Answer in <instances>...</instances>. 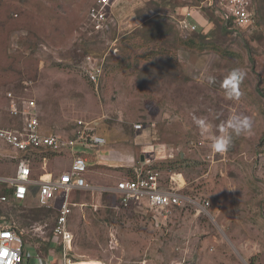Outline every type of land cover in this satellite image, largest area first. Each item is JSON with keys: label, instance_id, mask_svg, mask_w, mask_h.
Instances as JSON below:
<instances>
[{"label": "rangeland", "instance_id": "1", "mask_svg": "<svg viewBox=\"0 0 264 264\" xmlns=\"http://www.w3.org/2000/svg\"><path fill=\"white\" fill-rule=\"evenodd\" d=\"M95 1L0 0V127L19 123L6 98L15 91L36 101L44 132L70 133L81 119L106 138L84 153L91 188L70 196L77 203L69 218L70 261L264 264V0L254 1L253 25L228 33L207 9H197L201 0H112L107 24L95 30L87 20ZM187 10L194 11L195 32H209L208 46L182 43L194 33L178 34ZM161 23L171 32L161 36ZM88 54L102 62L96 83L80 70ZM236 68L244 72L239 82L228 78ZM233 112L249 116L252 129L215 152L193 116L218 134ZM11 155L0 141V175L13 174ZM66 159L49 158L47 165L63 168ZM40 166L34 158L35 174ZM147 167L160 172L164 188L180 173L178 190L191 201L167 213L144 202L119 206L106 188ZM58 198L51 209L35 192L0 204V214L43 260L60 257L58 247L51 253L44 246Z\"/></svg>", "mask_w": 264, "mask_h": 264}, {"label": "built area", "instance_id": "2", "mask_svg": "<svg viewBox=\"0 0 264 264\" xmlns=\"http://www.w3.org/2000/svg\"><path fill=\"white\" fill-rule=\"evenodd\" d=\"M112 6V0H96L90 6L87 20L93 29H103ZM203 7L213 11L228 30L247 28L255 22L254 0H201L197 9ZM177 28L181 38L199 31V25L194 21V11L187 10L177 21ZM80 68L90 82L96 83L102 73V62L88 54L83 58ZM23 94L15 91H8L6 94L8 112L11 117L18 118L19 123L0 127V141L17 152L12 156L16 161L14 174L0 176V186L12 189L11 195L0 193V204L10 199L24 201L31 188L37 191L40 204L47 208H54L59 197L51 237L47 241L50 242L51 253L58 247L60 257L49 254L48 260H43L36 247L24 239V231L0 214V264H75L68 256L74 241L69 218L72 213L71 206L77 203L72 202L70 196L76 190L91 188L86 179L89 163L84 153L87 148L105 145L106 138L94 131L89 122L81 119L74 122L75 126L70 133L44 132L36 101ZM140 127L141 124L135 125L137 129ZM41 148L53 152L67 148L71 152L69 167L58 174L34 176L30 154ZM178 176L181 174H171L169 181L174 186L164 188L160 183L158 170L149 167L140 171L135 169L133 177L118 180L114 186L106 188V191H110L119 206L127 207L131 202H144L153 211L167 213L169 209L191 201L179 192ZM205 205H208L207 201Z\"/></svg>", "mask_w": 264, "mask_h": 264}, {"label": "clouds", "instance_id": "3", "mask_svg": "<svg viewBox=\"0 0 264 264\" xmlns=\"http://www.w3.org/2000/svg\"><path fill=\"white\" fill-rule=\"evenodd\" d=\"M228 78L234 82H239L244 78V72L239 68L233 69L229 74ZM208 82L212 83L213 78L209 77ZM229 98L234 96L231 88L227 90ZM193 122L199 129L202 136L209 139L211 147L215 152H226L232 143L233 137L247 134L251 131L253 121L249 116L233 112L225 121L224 128L218 129V134H213L211 125L206 118L193 116Z\"/></svg>", "mask_w": 264, "mask_h": 264}, {"label": "trees", "instance_id": "4", "mask_svg": "<svg viewBox=\"0 0 264 264\" xmlns=\"http://www.w3.org/2000/svg\"><path fill=\"white\" fill-rule=\"evenodd\" d=\"M255 1V0H254ZM211 18L212 22L215 23V25L217 26L218 30L220 32L224 31L225 33H228L229 30L222 24V22L220 21V19L214 14L213 11L208 10ZM165 24L161 23V28H159V31H162L161 36L162 35H167L168 32L170 33L171 31L166 30V28L164 27ZM165 30V32H164ZM171 30V29H170ZM209 32L206 34H202V33H198V32H194L193 36H189L187 37L185 40H181L182 43L190 46V47H200L203 48L206 45L208 46V43H212L209 39H207L209 37ZM45 150H37L35 152H33L32 154H30V157H32L33 159L35 158L38 159L40 156H43L44 154L46 155V152H44ZM133 177V176H132ZM34 191V188H31L30 193ZM0 193H4L7 195H11L12 193V189L11 188H0ZM29 193V194H30ZM47 209H51V208H47ZM50 245V242H44V246H45V250L47 249V246Z\"/></svg>", "mask_w": 264, "mask_h": 264}, {"label": "crops", "instance_id": "5", "mask_svg": "<svg viewBox=\"0 0 264 264\" xmlns=\"http://www.w3.org/2000/svg\"><path fill=\"white\" fill-rule=\"evenodd\" d=\"M2 142V141H1ZM3 143V142H2ZM7 149L9 150V152H12V154L13 155H15V154H17V152L14 150V149H12V148H10L9 146H7ZM40 150H45L44 152H46V155L44 154L43 156H40L39 158H38V160H39V162H41V166H40V172L39 173H37V174H35L33 171V173H34V176H39V175H45V174H48V173H51V174H58L59 172H61V171H63V170H65V169H67L68 167H69V164H70V160H71V152L67 149V148H65V149H63V150H61V151H59V152H53V151H50V150H48V149H46V148H41ZM13 155H11V158H10V161L11 162H13V163H15V165H14V171H13V174H14V172H15V166H16V161L12 158V156ZM19 155H23V154H19ZM65 155H66V157H65ZM67 158L66 160H65V162H66V164L65 165H63V168H60L59 167V165L57 164L54 168H51L52 170H57L58 171V173H54L52 170H50V168L48 167V161H49V158H52V159H55V158ZM31 158V162L32 161H34V159L32 158V157H30ZM37 160V159H36ZM13 174H11V175H13ZM0 176H3V175H0ZM0 188H1V186H0ZM3 188H5V187H3ZM33 192H35L36 193V195H37V191L34 189V191H32V193ZM38 196V195H37ZM28 197V196H27ZM27 199V198H26ZM25 199V200H26ZM24 200V201H25Z\"/></svg>", "mask_w": 264, "mask_h": 264}]
</instances>
